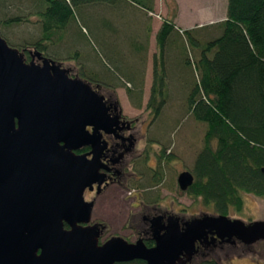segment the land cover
Here are the masks:
<instances>
[{"label":"water","instance_id":"obj_1","mask_svg":"<svg viewBox=\"0 0 264 264\" xmlns=\"http://www.w3.org/2000/svg\"><path fill=\"white\" fill-rule=\"evenodd\" d=\"M30 58L0 34V264H191L198 245L264 242L263 221L203 214L184 222L170 215L166 224L152 218L150 248L120 236L100 244L104 228L88 225L95 204L83 192L103 184L101 133L115 132L119 118L69 69L39 51ZM83 146L91 159L74 152ZM177 179L183 192L195 181L191 171Z\"/></svg>","mask_w":264,"mask_h":264},{"label":"rangeland","instance_id":"obj_2","mask_svg":"<svg viewBox=\"0 0 264 264\" xmlns=\"http://www.w3.org/2000/svg\"><path fill=\"white\" fill-rule=\"evenodd\" d=\"M166 1L168 9L176 16L180 14L181 6L183 18L188 23L197 18V13L201 15L202 26L210 21L206 18L209 12H215L211 20L217 25L226 19L224 0H183L181 5L178 0ZM33 4L29 0H1L0 21L37 12L38 9ZM83 11V8L76 9L75 20L66 31L65 40L56 46H50L47 54L65 69L72 68L74 74L80 75L88 84L101 85L106 93L113 94L127 118L140 117L149 124L148 132L138 144L140 155L134 158L132 170L136 175L127 178L121 187L113 188L118 195L116 207L111 205L103 209L102 206H97L95 209L94 217L98 216L106 226V233L100 243L111 236L136 242L139 217L143 214L141 207L144 205L150 206L144 211L145 214L158 208L186 219L203 214L216 215L203 200L188 196L178 187L179 174L184 171L192 172L194 169L196 156L203 148L207 126L196 122L189 114L187 97L197 77L194 70L185 65V53L177 37L169 40L163 64L159 63L156 67L157 72L164 73L163 95L166 96L165 107L154 118L147 104L152 97L153 58L157 55V47L153 54V45L149 48L143 46L138 54L130 43L133 27H98L96 25L99 18L92 17L89 20ZM100 12L104 10L101 8ZM190 12L193 14H189ZM108 14L104 13L100 18L111 19ZM215 26L204 27L199 33L203 43L218 35L220 28ZM0 34L13 48L31 46L41 38V26L29 22L9 26L2 24ZM189 51L186 58H190L191 54L195 61L197 53L191 46ZM27 60L29 61L28 58ZM128 90L131 91L130 96ZM244 198V210L227 217L246 223L264 222V199L248 194ZM131 216L134 219L131 220ZM213 255L222 264H264V242L246 246L245 249L242 246L217 247L213 249Z\"/></svg>","mask_w":264,"mask_h":264},{"label":"trees","instance_id":"obj_3","mask_svg":"<svg viewBox=\"0 0 264 264\" xmlns=\"http://www.w3.org/2000/svg\"><path fill=\"white\" fill-rule=\"evenodd\" d=\"M29 1L34 3L37 12L1 20L0 26L23 22L38 24L41 26V38L31 46L18 49L25 56L30 51H39L55 62L47 50L65 40L66 31L75 20L77 8L86 9L97 4L117 7L126 1L146 15L154 12V0ZM226 7L225 21L213 25L220 28V32L205 43L201 41L199 33L207 26L181 31L176 28L173 19L163 21L155 40L158 56L153 58L152 97L147 104L154 118L165 107L164 73L157 72L156 67L159 63L163 64L169 40L177 37L185 53V65L191 67L197 77L187 97L189 114L196 122L207 126L203 148L193 165L195 181L186 194L203 200L206 206L222 216L234 212L240 214L244 210V197L247 194L264 199V0H227ZM109 10L118 14L114 12L115 8H109L101 15L110 13ZM125 18L124 26L134 28L130 43L140 54L143 46H150V27L144 40L141 37L145 45L139 47L133 37L139 32L131 25L129 17ZM102 26L112 25L103 23ZM189 46L198 55L195 61L191 54L190 58H186L190 52ZM128 95H131L129 90ZM145 245L149 248L153 245L150 235ZM194 263L222 264L213 255V248L200 249ZM119 264L146 263L140 260Z\"/></svg>","mask_w":264,"mask_h":264},{"label":"flooded vegetation","instance_id":"obj_4","mask_svg":"<svg viewBox=\"0 0 264 264\" xmlns=\"http://www.w3.org/2000/svg\"><path fill=\"white\" fill-rule=\"evenodd\" d=\"M28 59L31 61L30 58V52H28ZM26 57V56H25ZM63 67V66H62ZM65 68V67H63ZM69 69V76L72 78H76V74H74V71L72 68ZM67 69V70H68ZM81 78V77H80ZM82 79V78H81ZM94 89L98 92V94L103 97H105L107 106L110 108L109 114L110 116L119 118V122L117 129L113 133H106L102 132V140L105 142V148L103 149V154L101 157V163L102 166L99 169V173L102 177L103 184L99 187V183L95 182L92 187H86L83 194H84V200L86 202H93L94 209L92 211V218L91 221L88 223V225H100L102 228H104L100 240L103 238L104 233H106V226L104 223L99 219L98 216L96 218L94 217L95 215V209H97V206H102V208H109L111 205H114L116 207V199L118 195L114 193V187L123 185L124 181L127 180V178L135 176L136 173L132 170L133 163H134V158H136L139 154L138 151V144L140 141L143 139L145 134L148 132V122L145 120H141L140 117H135L134 119L127 118L125 115H123V111L121 107L118 104V101L115 100L114 95H110L106 93V91L103 89V87H98L96 85H93ZM93 127H87V130H89L90 133H92ZM77 155H86L87 159H91L92 156L88 155L89 153L92 152V148L90 146H83L81 149L74 151ZM186 193V192H185ZM132 194V192H131ZM117 195V196H116ZM109 206V207H108ZM150 206L144 205L141 207V213H143L139 218H140V227L139 231L137 232L138 234V240L142 239L144 244L146 242L147 236H151L152 239V230L151 226L152 224L150 223V220L154 217H160L163 216V223H167L166 219L170 215H174L175 217H178L181 222L188 221L192 219L191 218H183L179 217L176 214H173L172 212H168L166 210L162 211L161 209L155 208L152 210V212H149L148 214H145L144 211L147 210V208ZM94 214V215H93ZM217 215V214H216ZM130 219H134V216H131ZM81 226H84L81 224ZM62 227L63 229L69 231L71 230L70 224L64 220L62 222ZM131 229H133L132 226H130ZM112 237V236H111ZM116 237V236H115ZM110 237H108L104 242H106ZM137 240V241H138ZM99 241L100 244L104 243ZM152 246H154V241L152 239ZM151 246V247H152ZM225 246H242L246 247L244 244H242L238 240H234V243H228L226 241L221 242L217 240L214 246H197V254L200 249L204 250L207 248H223ZM196 254V255H197ZM195 255V256H196ZM194 256V258H195ZM193 258V261H194ZM193 261L191 264H193Z\"/></svg>","mask_w":264,"mask_h":264},{"label":"crops","instance_id":"obj_5","mask_svg":"<svg viewBox=\"0 0 264 264\" xmlns=\"http://www.w3.org/2000/svg\"><path fill=\"white\" fill-rule=\"evenodd\" d=\"M183 2V0H178V3L181 5ZM224 7H225V18L226 17V12H227V0H224ZM101 8L106 11L109 8H115L114 12H118V14H113V12L111 10H109L108 12H110L108 14L109 17H111V19H102L101 17ZM121 8V9H120ZM180 9V14L179 15H174V12H170V10L168 9V5H167V1L166 0H154V12H150V14L146 15L144 13V11H142L141 9L139 10V8L135 7L134 5L127 3L126 1H122L120 6L117 7H113V6H106V5H96V6H89L86 7V9H83L86 14V18H88L90 20V18L94 17L95 19L98 17L99 18V22H98V27H102L103 23L106 24H110L113 27H124V20L123 17L128 16L129 17V22H131V25L135 27L136 31L139 32V34H137V36H133L135 37V42L137 43V45L140 47L142 45H145L144 41H141V37L144 40V37H146L147 33V29L150 27L151 30V36L150 38H148V42L149 45H153V54L155 53V49L157 47V42L156 40V35L159 32V29L162 26V23L165 19H173L175 24H176V28L178 30H192L194 28H203L204 26H213L216 23H213L211 20L212 15L214 17L215 12L212 14L209 12V14L207 15V19L210 21H208V24L202 26V19H201V15L200 13L195 14L197 16L196 19H194L193 21H191L192 23H188L186 22V19L183 18V9H181V6H179ZM185 12V11H184ZM189 14H193V12H190ZM96 16V17H95ZM130 16L131 19H130ZM156 17L158 20L160 21H156L154 20ZM180 18V20H179ZM105 20V22H103ZM191 20V19H190ZM225 21V20H224ZM149 23V24H148ZM153 67V66H152ZM109 207V206H108Z\"/></svg>","mask_w":264,"mask_h":264}]
</instances>
